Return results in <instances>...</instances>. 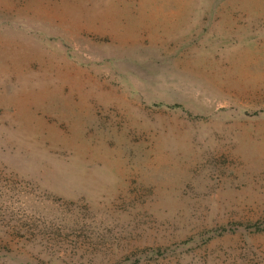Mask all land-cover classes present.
<instances>
[{"label":"rangeland","instance_id":"374dc122","mask_svg":"<svg viewBox=\"0 0 264 264\" xmlns=\"http://www.w3.org/2000/svg\"><path fill=\"white\" fill-rule=\"evenodd\" d=\"M0 264H264V0H0Z\"/></svg>","mask_w":264,"mask_h":264}]
</instances>
